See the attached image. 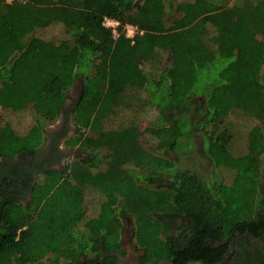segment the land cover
<instances>
[{
	"label": "trees",
	"instance_id": "obj_1",
	"mask_svg": "<svg viewBox=\"0 0 264 264\" xmlns=\"http://www.w3.org/2000/svg\"><path fill=\"white\" fill-rule=\"evenodd\" d=\"M54 25L60 38L38 34ZM257 34L264 0H0V108L32 117L23 133L0 122V264H117L126 220L140 264H264ZM77 79L64 143L84 156L43 170L45 127L69 112ZM130 107L155 115L109 127ZM196 151L209 176L179 167Z\"/></svg>",
	"mask_w": 264,
	"mask_h": 264
},
{
	"label": "rangeland",
	"instance_id": "obj_2",
	"mask_svg": "<svg viewBox=\"0 0 264 264\" xmlns=\"http://www.w3.org/2000/svg\"><path fill=\"white\" fill-rule=\"evenodd\" d=\"M235 0H226L227 5H231ZM178 16L177 13H174L166 19L165 26L169 27L171 24L172 19ZM133 27L127 26V30L125 29V37L131 38V34H133L134 30ZM61 26L54 25L48 27L46 29H42L38 31V34L44 38H52L58 39L62 36ZM257 46L264 50V39L257 34L256 36ZM162 60V65L169 64V57L168 54H163L160 56ZM142 68V66H141ZM80 83L81 80L77 79L75 85L71 88L68 93V99L66 102L65 109L69 112L63 113L56 121L50 122L46 125V133L49 135L50 139H47L45 142V146H51L50 148V155L57 153L56 162L53 164L54 166L64 167L66 163L70 162L73 158L78 156H84L83 153L78 151L76 148L67 147L64 141L73 133L76 132L77 127L73 124L72 120L70 119L71 108L73 107L76 99L79 95L80 90ZM198 100L197 97L193 98L192 101ZM132 108V107H130ZM132 109H121L114 117L109 120V127L115 128L122 125H125L126 122L129 120H134L135 118L138 120V125L140 128L147 126L149 120L155 115L154 110H147L145 115H142L141 111H136ZM139 112V113H137ZM111 121V122H110ZM0 122H7L13 127L17 132L23 133L25 132L30 124L32 123V117L29 110L22 111V112H10L8 110H3L0 108ZM84 130V129H83ZM52 137V138H51ZM54 139L56 141H54ZM198 141V140H197ZM142 144L146 147L150 146L152 143L149 140V137L144 136L141 139ZM42 147V149L44 148ZM41 149V150H42ZM40 150V151H41ZM39 155L44 154V152H40ZM47 157L45 160L52 157ZM174 158V155L172 156ZM49 159V160H51ZM52 165V166H53ZM179 167L184 169H189L195 171L199 175L206 177L209 176L211 170L210 164L207 159L202 157L198 151L192 154V156L187 160H181L179 162ZM87 201L85 202L86 207V217H91L94 215V204L92 205V199H96V194L94 192H88ZM131 223L129 220L123 222V228L121 231V250L117 253V264H140L139 263V255L140 253L135 249L134 244L131 240ZM262 242H259L258 247ZM50 258V257H48ZM195 264V263H194Z\"/></svg>",
	"mask_w": 264,
	"mask_h": 264
},
{
	"label": "flooded vegetation",
	"instance_id": "obj_3",
	"mask_svg": "<svg viewBox=\"0 0 264 264\" xmlns=\"http://www.w3.org/2000/svg\"><path fill=\"white\" fill-rule=\"evenodd\" d=\"M52 138V137H51ZM47 139H50L49 135L47 134ZM45 145H43L44 147ZM50 148H52L51 146H47V147H44L40 152H44V154H41L39 155V152L37 153L38 156L36 155V159H35V164L37 166H42L43 167V170H48V169H52L54 167H57V168H62V167H58V166H54L53 164L56 162V156H57V153L55 152L54 154L50 155ZM52 157L49 158L51 160H45L47 157ZM23 160V158H19V157H15L13 160H12V163H17V164H21V161ZM53 165V166H52ZM18 166V165H17ZM18 168H21L20 166H18ZM1 169V168H0ZM23 170L21 171L20 173V176L21 177H24V176H28L30 173L33 174V177H35V171L32 170V169H29V167H23L22 168ZM32 170V171H31ZM28 178V177H27ZM28 180V179H27ZM10 190L12 191L13 189L10 188ZM1 191V190H0ZM28 194L26 192L22 193L21 196H20V201L23 202V203H26L28 202Z\"/></svg>",
	"mask_w": 264,
	"mask_h": 264
},
{
	"label": "built area",
	"instance_id": "obj_4",
	"mask_svg": "<svg viewBox=\"0 0 264 264\" xmlns=\"http://www.w3.org/2000/svg\"><path fill=\"white\" fill-rule=\"evenodd\" d=\"M103 25L107 28H110L113 35L116 37L118 35V30H117V26L119 25L117 21L109 19V18H104V22ZM133 27L132 29L134 30L133 34H131V38L134 36V34L137 32V29L134 26H130ZM125 29L127 30V26L125 27Z\"/></svg>",
	"mask_w": 264,
	"mask_h": 264
}]
</instances>
